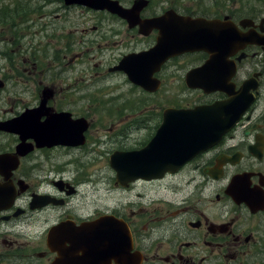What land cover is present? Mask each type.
<instances>
[{"label": "flooded vegetation", "instance_id": "flooded-vegetation-1", "mask_svg": "<svg viewBox=\"0 0 264 264\" xmlns=\"http://www.w3.org/2000/svg\"><path fill=\"white\" fill-rule=\"evenodd\" d=\"M48 1L46 7H56L52 12L56 19L73 10L97 18L94 29L98 36L81 30L70 38H119L121 45H126L125 52L102 72L103 79L112 73L123 75L132 88L149 96L143 107H137L140 115L119 117V123L106 128L110 140L119 145L113 152L146 147L168 109L196 110L234 97L243 98L245 103L249 95L253 101L217 144L196 153L177 172L127 185L115 177L117 189L130 192L137 187H159L160 195L138 194L127 204L116 203L79 217L70 210L79 188L75 180L64 176L67 160L64 171L53 166L46 178L34 175L41 157L47 160L55 152L64 156L84 153L91 143L98 142L92 133L99 127L89 115L74 111L73 103L58 104V90L51 86L53 95L48 105L52 113L68 112L71 119L84 118L89 129L84 144L74 148H38L31 137L23 136L22 141L20 135L0 131V264H264V45L248 44L234 55L221 56L220 87H228L227 93L211 91L217 62L211 52L197 49L200 45L196 44V38L210 41V22L215 20L225 25L234 23L240 33L264 37V0H111L118 4L112 9L103 0V9L97 12L66 5L65 0ZM138 1L143 6L133 13ZM43 11L42 16H50ZM159 18L161 22L153 23ZM159 38L181 39L165 45L170 57L154 74L160 89L152 94L130 81L124 71L114 69L126 56L152 50ZM156 66L149 65L148 72ZM166 87L176 98L161 99L162 104L157 100L156 105L150 96ZM38 95L35 105L40 102ZM208 117L199 115L204 120ZM200 126L206 134L211 129L210 123ZM135 128L141 130L140 136L132 138L129 132ZM143 133L144 142L137 143ZM21 143L28 146L18 153ZM130 143L138 147L123 148ZM80 225L83 244L77 246L68 231Z\"/></svg>", "mask_w": 264, "mask_h": 264}, {"label": "rangeland", "instance_id": "rangeland-1", "mask_svg": "<svg viewBox=\"0 0 264 264\" xmlns=\"http://www.w3.org/2000/svg\"><path fill=\"white\" fill-rule=\"evenodd\" d=\"M45 2L47 3L44 4ZM48 2L0 0V11L16 4H20L21 9L22 5H26V9L33 10L28 15L30 19L14 32L20 36L19 39L14 38L9 30L0 35V52L6 48L17 52L12 60L16 62L13 65L0 55V79L5 83L4 89L0 90V118L13 117L14 113L35 107L38 94L41 97L44 90H51V86H55L59 93L58 104L73 103L71 108L89 115L100 130L98 127V131L93 129L92 136L98 142L91 143L84 153L75 152L71 156H64L55 152L47 160L41 157V166L34 177L46 178L47 171L53 166L57 170H63L64 161L67 160L68 169L64 176L75 180L79 188V193L71 201L70 210L79 217L91 216L116 203L127 204L138 194L160 195L159 187H137L130 192L117 189L114 185L116 174L108 163L113 151L119 150V145L110 140V133L106 128L115 125L117 121L119 123V117L123 119L128 115H140L137 107H143L149 97L145 92L126 83L127 79L123 75L112 73L103 79L102 72L119 60L126 45H121L119 38H70V35L80 34L81 30L87 31L88 35L98 36V31L94 29L97 18L80 10H73L56 19L52 13L56 7H46ZM44 9L50 16H42ZM14 13L22 15L21 11ZM3 30L0 28V31L4 32ZM12 66L19 68L18 71L12 69ZM35 95L37 98L34 99ZM82 95L84 99H81ZM150 98L157 105V100L176 96L170 95L166 87L165 91ZM112 115L116 116L107 118ZM156 122L158 119L152 125L155 126ZM131 131L129 133L132 138L140 136L141 130L135 128ZM145 137L143 133L136 142H144ZM131 147L138 146L131 143L123 146L124 149ZM53 176L51 173V177Z\"/></svg>", "mask_w": 264, "mask_h": 264}, {"label": "water", "instance_id": "water-1", "mask_svg": "<svg viewBox=\"0 0 264 264\" xmlns=\"http://www.w3.org/2000/svg\"><path fill=\"white\" fill-rule=\"evenodd\" d=\"M101 1L66 0V3L84 4L100 9V7L103 8V4H100ZM110 4L114 5L113 3ZM109 6L112 7L111 5ZM211 26L209 34L212 42L211 49H203L213 52V61L217 62L212 73L215 83V88L212 91L222 89V91L230 93L228 87L220 88L221 80L219 78L221 77V70H219L217 57L220 56L222 51H226L220 43L223 44V41L226 40L229 46L227 48H232L235 51L236 43L239 40L243 38H247L246 41L248 42H253L254 40L252 36H247V34L241 37L236 35L233 32L236 28L231 27L230 24L225 26V24L213 22ZM222 26H225L224 31L219 32ZM222 33H225V36L223 35L224 39L219 35ZM178 40L179 38H161L158 45L150 52L126 56L118 69L125 71L133 83L144 87L150 92H155L159 88L160 83L152 79V76L159 66L149 72L147 68L149 65H161L167 59L168 53L162 49L166 41H174L173 43L175 44ZM196 42L202 45L203 38H196ZM259 43L264 44V40ZM162 53L165 54L164 57L161 56ZM2 86L3 82L0 80V88ZM52 95V90L46 89L43 92L38 108L27 110L10 121L0 122V131L18 133L27 136L26 138L31 137L37 142L38 147L56 145L78 146L83 144L84 133L88 130L87 121L85 119L72 120L70 114L65 112L52 113V110L47 107ZM242 104L243 99L241 97H234L209 108H198L188 111L170 109L165 111L164 123L145 148L133 152H115L111 156V166L118 174V181L126 185L128 182L137 179L153 180L163 177L168 172L177 171L192 156L218 142L222 135L233 127L243 112L240 108ZM202 114L208 115V120L199 118V115ZM44 116L46 119L42 121ZM205 123L211 124L208 134H206L204 128L202 129L203 126H200ZM69 231L73 238L78 237V240L74 239L73 242L76 241L79 246L82 245L83 242L79 238H81L83 228L75 229L72 226ZM89 232L92 234L91 230ZM94 234H97V232Z\"/></svg>", "mask_w": 264, "mask_h": 264}, {"label": "trees", "instance_id": "trees-1", "mask_svg": "<svg viewBox=\"0 0 264 264\" xmlns=\"http://www.w3.org/2000/svg\"><path fill=\"white\" fill-rule=\"evenodd\" d=\"M20 4H16L13 7H4L1 9L0 11V28L4 29L2 31H0V35L1 34H5L6 30H9V32L12 34V36L14 38H20V36L18 37L16 34H14V32H16L17 30H19L21 28V26L30 19V17L28 16L29 14H32L33 10L30 9H26V5H22V9L19 7ZM20 12L21 14H16L14 12ZM24 15V16H23ZM9 46V45H8ZM11 46V45H10ZM16 51L13 50L12 48H6L5 51L0 52V55H3V58L6 59L9 62L16 63L13 60V57L16 56ZM16 67V66H13ZM14 69V68H13ZM18 68H15V71H17Z\"/></svg>", "mask_w": 264, "mask_h": 264}]
</instances>
